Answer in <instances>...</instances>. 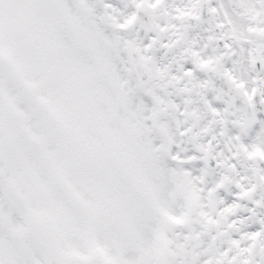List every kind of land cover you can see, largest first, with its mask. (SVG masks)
Wrapping results in <instances>:
<instances>
[{"label": "snow or ice", "instance_id": "6c2138e0", "mask_svg": "<svg viewBox=\"0 0 264 264\" xmlns=\"http://www.w3.org/2000/svg\"><path fill=\"white\" fill-rule=\"evenodd\" d=\"M0 264H264V0H0Z\"/></svg>", "mask_w": 264, "mask_h": 264}]
</instances>
